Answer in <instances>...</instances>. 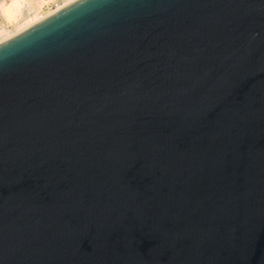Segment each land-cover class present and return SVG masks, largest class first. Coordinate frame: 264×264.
Segmentation results:
<instances>
[{
    "label": "water",
    "instance_id": "95a60500",
    "mask_svg": "<svg viewBox=\"0 0 264 264\" xmlns=\"http://www.w3.org/2000/svg\"><path fill=\"white\" fill-rule=\"evenodd\" d=\"M0 264H264V0H80L1 44Z\"/></svg>",
    "mask_w": 264,
    "mask_h": 264
},
{
    "label": "bare ground",
    "instance_id": "6f19581e",
    "mask_svg": "<svg viewBox=\"0 0 264 264\" xmlns=\"http://www.w3.org/2000/svg\"><path fill=\"white\" fill-rule=\"evenodd\" d=\"M80 0H71L65 6L53 11H45L43 3L25 0H11L2 7V13L8 26L1 32V44L23 34L40 22L51 18L53 15L65 10L70 5ZM0 44V45H1Z\"/></svg>",
    "mask_w": 264,
    "mask_h": 264
},
{
    "label": "built area",
    "instance_id": "2783aa9c",
    "mask_svg": "<svg viewBox=\"0 0 264 264\" xmlns=\"http://www.w3.org/2000/svg\"><path fill=\"white\" fill-rule=\"evenodd\" d=\"M11 0H0V44L2 42L1 32L4 30L5 27L8 26V23L6 19L4 18V15L2 13V7L5 6L7 3H9ZM25 1H31V2H42L43 3V9L45 11H53L57 10L58 8H61L67 4V2L71 0H25Z\"/></svg>",
    "mask_w": 264,
    "mask_h": 264
}]
</instances>
